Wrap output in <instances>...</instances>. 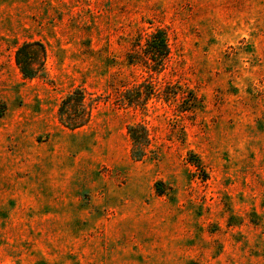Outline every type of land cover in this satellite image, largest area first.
I'll return each mask as SVG.
<instances>
[{"label":"rangeland","instance_id":"1","mask_svg":"<svg viewBox=\"0 0 264 264\" xmlns=\"http://www.w3.org/2000/svg\"><path fill=\"white\" fill-rule=\"evenodd\" d=\"M0 264H264V0H0Z\"/></svg>","mask_w":264,"mask_h":264},{"label":"trees","instance_id":"2","mask_svg":"<svg viewBox=\"0 0 264 264\" xmlns=\"http://www.w3.org/2000/svg\"><path fill=\"white\" fill-rule=\"evenodd\" d=\"M38 45L41 49V52L44 53L43 46L39 42H24L22 43L15 52V61L19 66L20 71L25 77H33L36 73V68L32 67L33 60V46ZM168 45L166 43L165 31L161 28H157L146 40L144 47L135 53H129L128 59L130 62H140L149 67H154L155 69L162 68L164 64V59L168 54ZM152 62V63H151ZM83 94L80 90L75 89L73 92L65 96L62 100L59 107L60 116L63 117L66 115V120L64 125H70V127H78L83 125L87 121L85 116L84 107L82 105ZM70 103L73 106H69ZM66 110L69 111V114H65ZM82 112L80 113V111ZM142 130V137L145 136V128L139 124L129 125L128 130L133 140V143L138 142L136 130Z\"/></svg>","mask_w":264,"mask_h":264}]
</instances>
